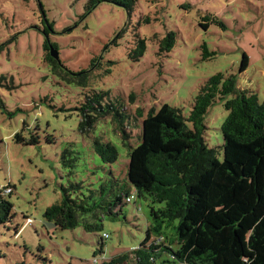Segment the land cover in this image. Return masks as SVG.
I'll return each instance as SVG.
<instances>
[{
  "label": "rangeland",
  "instance_id": "rangeland-1",
  "mask_svg": "<svg viewBox=\"0 0 264 264\" xmlns=\"http://www.w3.org/2000/svg\"><path fill=\"white\" fill-rule=\"evenodd\" d=\"M89 1L0 0V191L8 188L6 198L14 205L10 223L0 226V264H102L144 240L149 210L137 198L119 217H103L101 232L82 226L61 230L44 218L47 208L62 201V188L83 183L87 194L100 188L109 171L123 175L128 169L130 148L111 117L87 125L88 133L80 130L85 117L78 109L87 96L108 93L109 103L123 105L133 148L151 110L168 104L187 116L200 87L217 73L238 76V90L264 101V0H134L131 11L101 0L88 13ZM40 4L54 22L50 40L59 46L61 63L75 74L86 73L78 82L55 74L46 60ZM208 16L218 23L205 22ZM172 31L174 49L160 52L161 40ZM138 38L147 39L148 49L135 62L131 53ZM204 44L216 55L205 58ZM244 54L249 67L240 73ZM227 115L217 103L205 116L207 143L222 155ZM16 135L26 141L38 137L39 143H18ZM95 139L118 147L116 163L100 161ZM104 234L109 236L104 253L95 259Z\"/></svg>",
  "mask_w": 264,
  "mask_h": 264
},
{
  "label": "trees",
  "instance_id": "trees-1",
  "mask_svg": "<svg viewBox=\"0 0 264 264\" xmlns=\"http://www.w3.org/2000/svg\"><path fill=\"white\" fill-rule=\"evenodd\" d=\"M100 2L90 0L86 12L91 13ZM114 2L131 11L135 1ZM41 10L43 27L38 29L45 36L47 62L53 64L55 74L61 76L62 72V78L78 82L86 73L75 74L50 55L49 43L57 49L59 46L50 40L55 34L54 22L47 19L42 5ZM204 20L218 23L213 16ZM208 26L202 25L205 29ZM175 43L176 33L168 32L159 51L170 53ZM114 44L118 46L116 41ZM203 48L205 58L216 55L205 44ZM147 49V39L138 38L131 57L138 62ZM249 60L244 54L240 73L248 69ZM237 77L224 73L210 77L200 87L187 116L168 104L159 111L151 110L135 148L126 131L130 117L123 105L109 103L105 99L108 93L87 96L78 109L85 117L80 130L87 132V125L111 117L124 146L130 148L128 169L123 175L118 174L120 169L109 171L101 179L100 188L89 189L87 194L83 193V183L62 188V201L47 208L44 218L61 230L82 226L89 233L101 232L103 217H119L122 209L137 198L146 202L149 210L144 240L102 264H264V101L260 102L253 92L238 90ZM130 97L133 102L134 96ZM217 103H222L228 113L221 126L223 155L206 140L209 128L205 116ZM137 113L143 116L141 109ZM16 141L36 145L39 138L26 141L16 135ZM93 149L104 165L119 159L118 147L112 142L95 139ZM7 189L0 191V226L8 225L14 216ZM99 215L98 222L86 220ZM28 219L18 234L28 226ZM108 238L104 234L95 259L98 253H104L103 241Z\"/></svg>",
  "mask_w": 264,
  "mask_h": 264
},
{
  "label": "water",
  "instance_id": "water-1",
  "mask_svg": "<svg viewBox=\"0 0 264 264\" xmlns=\"http://www.w3.org/2000/svg\"><path fill=\"white\" fill-rule=\"evenodd\" d=\"M49 51L52 58L61 63L59 50L57 48H54V46H52L50 43H49Z\"/></svg>",
  "mask_w": 264,
  "mask_h": 264
}]
</instances>
